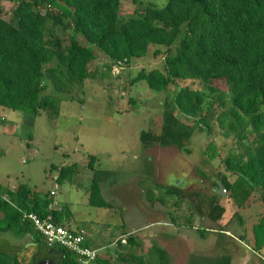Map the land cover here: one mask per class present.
<instances>
[{"label":"trees","instance_id":"1","mask_svg":"<svg viewBox=\"0 0 264 264\" xmlns=\"http://www.w3.org/2000/svg\"><path fill=\"white\" fill-rule=\"evenodd\" d=\"M12 1L7 20L0 10V107L25 111L32 117L42 112L55 116L60 103L74 100L71 93L82 89L93 76L92 66L99 56L109 61L107 72L120 63L134 65L148 54L162 59L160 67L141 68L131 80L144 81L157 93L170 86L175 89L172 105L162 103L158 131L140 133L141 146H175L190 154L186 145L195 132L209 136L217 128L224 142L214 149L229 147L218 158V189L222 186L240 212L259 208L253 212L250 245L251 250L264 252V0H168L161 8L147 2L135 6L124 18L120 17L122 0ZM58 28L67 32L66 41L56 33ZM50 89L52 93L47 94ZM226 141L232 142L228 146ZM211 146L213 140L205 150ZM87 158V168L94 175L88 203L110 208L101 197L95 158ZM56 172L58 184L71 181L78 174V165H63ZM166 192L174 199L182 195L178 188ZM0 193L8 196V202L0 199V234L28 236L43 249L27 264L41 260L81 264L66 249L48 248L31 223L22 219V213L35 214L69 227L71 214L65 207L57 202L49 209L55 202L50 193L40 198L26 185L14 191L0 187ZM216 197H201L195 207L202 218L212 222L220 221L224 214ZM234 220L245 221L239 213ZM245 237L237 239L243 242ZM126 243L138 245L132 237ZM83 245L96 250L85 241ZM149 253L153 260L132 253H117L115 259L124 264H169L163 249L154 247ZM0 264L23 263L17 255L0 251ZM91 264L110 262L98 257ZM191 264L233 263L227 253L192 258Z\"/></svg>","mask_w":264,"mask_h":264},{"label":"rangeland","instance_id":"2","mask_svg":"<svg viewBox=\"0 0 264 264\" xmlns=\"http://www.w3.org/2000/svg\"><path fill=\"white\" fill-rule=\"evenodd\" d=\"M147 2L161 8L168 0H122L120 17L131 15L135 6ZM13 3L0 1L6 20ZM61 31L58 28L56 33L66 41L67 32ZM148 55L134 65H114L110 72L109 61L99 56L92 66L93 76L82 89L71 93L74 100L60 103L55 116L42 112L32 117L25 111L0 107V187L14 191L26 185L40 198L54 192L55 202L71 214L67 224L84 230L85 242L110 264H124L115 259L117 253L153 260L149 252L154 247L166 252L169 264H191L192 258L227 253L233 264H264V252L251 250L249 235L253 212L259 208L252 206L240 212L226 193L216 197L221 170L218 158L229 149H214L224 142L217 128L209 136L195 132L186 145L190 154L175 146H141L140 133L158 131L162 103L172 105L175 91L170 86L157 93L144 81H131L141 68L149 70L162 64V59ZM51 93L48 90L47 94ZM212 140L214 146L206 151ZM226 142L229 146L232 141ZM89 155L95 158L101 197L110 208L88 203L94 176L87 168ZM71 163L78 165L77 176L58 184L56 168ZM168 188L181 189L182 195L174 199L166 192ZM207 196H215L224 208L218 222L196 212L198 199ZM237 213L245 220L242 224L234 220ZM210 228L215 230L201 236V231ZM241 235L246 236L243 242L237 239ZM128 237L137 242V247L123 244ZM0 251L17 255L27 264L43 249L26 237L0 234Z\"/></svg>","mask_w":264,"mask_h":264},{"label":"built area","instance_id":"3","mask_svg":"<svg viewBox=\"0 0 264 264\" xmlns=\"http://www.w3.org/2000/svg\"><path fill=\"white\" fill-rule=\"evenodd\" d=\"M55 196L54 192H50ZM0 199L8 202V196L0 193ZM56 202L49 206L52 209ZM22 219L29 221L36 233L48 248H63L73 253L81 264H91L98 258V250L85 247V232L80 228L72 229L54 224L49 218L44 220L35 214L22 213Z\"/></svg>","mask_w":264,"mask_h":264},{"label":"water","instance_id":"4","mask_svg":"<svg viewBox=\"0 0 264 264\" xmlns=\"http://www.w3.org/2000/svg\"><path fill=\"white\" fill-rule=\"evenodd\" d=\"M219 194L221 196H224L225 195V191L222 188V186H219ZM37 264H52V261L51 260H41Z\"/></svg>","mask_w":264,"mask_h":264},{"label":"crops","instance_id":"5","mask_svg":"<svg viewBox=\"0 0 264 264\" xmlns=\"http://www.w3.org/2000/svg\"><path fill=\"white\" fill-rule=\"evenodd\" d=\"M13 191V190H12ZM70 227V226H69ZM71 228V227H70ZM73 229V228H72ZM26 238L29 239L30 242H33L31 238H29L28 236H25ZM19 238V237H18ZM22 238V237H21ZM27 243V242H26ZM97 250V249H96Z\"/></svg>","mask_w":264,"mask_h":264},{"label":"flooded vegetation","instance_id":"6","mask_svg":"<svg viewBox=\"0 0 264 264\" xmlns=\"http://www.w3.org/2000/svg\"><path fill=\"white\" fill-rule=\"evenodd\" d=\"M181 190V189H180ZM218 193H219V191H218Z\"/></svg>","mask_w":264,"mask_h":264}]
</instances>
